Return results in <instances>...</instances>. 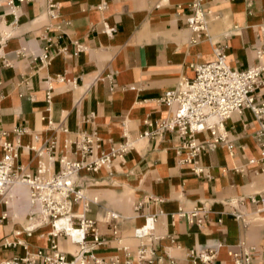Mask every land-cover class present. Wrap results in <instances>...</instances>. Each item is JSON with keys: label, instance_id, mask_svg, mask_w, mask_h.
<instances>
[{"label": "crops", "instance_id": "1", "mask_svg": "<svg viewBox=\"0 0 264 264\" xmlns=\"http://www.w3.org/2000/svg\"><path fill=\"white\" fill-rule=\"evenodd\" d=\"M194 1L57 0L50 9L47 0H33L15 2L12 9L0 0V35L7 36L0 45V132H6L2 139L17 145L15 167L34 174L32 148L47 146L51 139L56 159L70 157L73 147L65 149L64 141L79 133L93 136L97 154L126 137L132 143L109 169L82 172L76 179L88 199H96L86 217L98 221L108 241L95 252L98 258L120 255L103 223L108 211L120 215V236L131 249L139 244L133 229L156 216L152 264H191L189 251L217 243L223 247L215 264H229L227 252L235 251L240 241L264 246V209L259 203L264 159L257 143L259 124L249 110L224 122L228 145L202 152L196 165H178L183 138L139 137L147 130L145 121L158 123L170 115L171 109L160 102L162 95L180 79L193 78L194 67L213 61L216 49H224L227 63L237 71L256 66L255 51H264V0H203L218 19L193 43L186 17ZM105 25L115 29L112 36L104 33ZM75 42L84 48L77 54ZM45 47L51 59L41 65L37 57ZM22 48L25 56H17ZM57 76L65 82L56 81ZM260 80L254 96L257 105H264V73ZM48 119L68 132L49 130ZM13 129L22 132L17 136ZM194 139L205 144L211 136L202 132ZM195 167L203 174L196 175ZM50 169L59 170L57 160ZM12 192L9 204L0 205V237L13 240L19 231L18 239L28 249L48 248L47 227L31 235L24 232L29 225L27 188ZM201 205L208 214L200 227L172 216ZM234 209L245 222L230 215ZM59 244L65 251L74 250L67 241ZM23 254L19 246L2 250L0 263Z\"/></svg>", "mask_w": 264, "mask_h": 264}, {"label": "built area", "instance_id": "2", "mask_svg": "<svg viewBox=\"0 0 264 264\" xmlns=\"http://www.w3.org/2000/svg\"><path fill=\"white\" fill-rule=\"evenodd\" d=\"M30 1L33 0H5L12 9L15 2ZM56 1L47 0L50 9L55 7ZM189 8L191 12L186 17V23L194 33L192 42L195 43L201 36L207 35L208 24L217 20L218 16L204 8L203 0L194 1ZM50 13L55 17L51 11ZM114 32L115 29L105 25L106 35L112 36ZM6 40V35L5 37L0 35V45ZM74 46L76 54L84 50L76 42ZM25 54L24 48L16 52L20 57H24ZM255 56L259 62L256 66L237 71L227 63L224 49H216L213 61L194 67L193 78L180 79L173 89L162 95L160 102L171 109L170 115L158 123L145 121L147 130L139 137L161 139L169 134L183 138L184 153L180 154L183 157L177 160L178 165H196L198 156L202 152L212 150L219 145H228L224 122L233 114H241L244 110H249L259 124L256 136L260 156L264 159V105H257L254 96L256 89L261 85L260 76L264 73V63H261L264 51L257 49ZM50 59L49 47H45L37 57L41 65H47ZM55 80L65 82L61 76H57ZM71 84H74V81ZM49 99L50 95L47 93L48 103ZM47 127L53 132L65 134L68 132L62 124L55 125L50 119L47 120ZM12 132L19 136L22 131L13 129ZM202 132H209L211 141L205 144L196 143L194 136ZM5 135L6 132H0V205L9 204L14 187H26L29 225L24 232L31 235L36 229L47 227L49 231L46 237L49 246L30 250L18 239L21 233L19 231L14 233L16 239L13 240L0 237V251L18 246L24 251L23 256L6 259L0 264L153 263L156 216L146 217L142 226L133 229L132 236L139 244L135 249H131L122 242L120 236L122 220L120 215L111 211L106 212L103 223L110 232L111 240L116 244V251L120 255L108 259L96 256L95 252L106 246L108 241L100 233L98 221L86 217L90 204L96 199L89 200L82 188L76 184L80 173H96L101 169H109L115 160L122 159L132 147L127 137L125 142L111 148L107 153L97 154L94 152L93 136L86 133L75 134L74 139L64 141L65 149L67 146L73 147L71 156L61 155L57 159L54 157L56 142L51 139L47 146L32 148L36 157V169L35 173L31 174L21 166L15 167L18 157L17 145L2 139ZM55 160L59 170L54 173L50 166ZM254 162L250 161V163ZM193 172L196 175L203 174L199 167H195ZM259 203L264 209V192L259 196ZM207 214V207L201 205L188 212L178 211L172 216L200 227L205 223ZM230 215L236 220L245 222L243 215L236 209ZM5 217L4 215L1 219ZM34 222L37 225L32 227ZM60 222H64L66 226L59 225ZM60 241H67L74 250L72 252L63 250ZM222 247L221 243H217L204 250H191L187 256L191 264H215ZM227 256L230 258L229 264H264V246H252L240 241L237 249L228 251Z\"/></svg>", "mask_w": 264, "mask_h": 264}, {"label": "bare ground", "instance_id": "3", "mask_svg": "<svg viewBox=\"0 0 264 264\" xmlns=\"http://www.w3.org/2000/svg\"><path fill=\"white\" fill-rule=\"evenodd\" d=\"M16 187H18V186H16ZM16 187H14V188H16ZM12 195H13V192H12ZM93 199H94V198H93ZM93 199H92V200H93ZM36 225H37V223L34 222L32 227H34V226H36ZM59 225L66 226L64 222H60Z\"/></svg>", "mask_w": 264, "mask_h": 264}]
</instances>
